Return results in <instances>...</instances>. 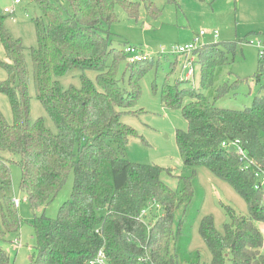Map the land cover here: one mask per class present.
<instances>
[{
	"label": "trees",
	"instance_id": "trees-1",
	"mask_svg": "<svg viewBox=\"0 0 264 264\" xmlns=\"http://www.w3.org/2000/svg\"><path fill=\"white\" fill-rule=\"evenodd\" d=\"M32 1L44 15L35 19L38 44L31 49L36 90L57 132L43 118L32 116L25 46L5 26L7 16L0 9V40L10 59H0L8 74L0 80V92L8 96L13 114L10 121L0 109V192L5 215L0 241L7 232L18 233L22 222L15 201L8 197L11 165L17 162L22 170L21 187L33 209L52 202L74 172L71 198L63 203L58 216L35 215L31 220L38 252L32 264H89L100 249L110 264H180L182 228L175 225V211L193 198V177L175 190L162 180L164 167L125 157L130 140L139 134L123 116L138 114L140 82L151 61L135 62L139 67L126 80L119 73V64L127 59L125 46L114 44L110 27L118 21V4L137 19L141 2ZM145 1L150 14H160L153 2ZM244 39L198 47L194 54L201 65L199 89L169 82L161 88L163 105L180 109L188 122L186 130L176 132L184 165L207 166L231 184L249 208L248 217L236 218L233 212V221L224 232L215 228L211 216L203 218L200 232L212 253L211 264L227 260L264 264V236L257 224L264 222V191L255 189L256 171H264V84L252 104L242 109L216 105L228 85L219 87L214 98L204 92L214 86L217 68L230 62V54ZM132 64L128 62V67ZM72 69L93 70L96 77L93 80L83 74L80 86L65 88L59 78ZM263 74L264 56L260 55L255 78ZM236 139L248 158H253L248 168L237 147L222 145ZM154 202L161 205L162 212L150 227L141 214ZM0 264H12L1 244Z\"/></svg>",
	"mask_w": 264,
	"mask_h": 264
},
{
	"label": "rangeland",
	"instance_id": "rangeland-1",
	"mask_svg": "<svg viewBox=\"0 0 264 264\" xmlns=\"http://www.w3.org/2000/svg\"><path fill=\"white\" fill-rule=\"evenodd\" d=\"M14 1L0 0V9L7 16L5 26L14 37L20 38L25 46L32 116L34 119L43 118L44 124L53 132H57L54 121L38 98L31 54L32 47L38 44L35 19H43L44 15L41 8L32 0H22L20 3ZM133 1L141 2L139 17L137 19L130 17L118 4L116 6L118 21L110 27L111 37L116 46H136L142 53L151 57L150 66L140 82L141 96L136 106L139 112L136 115L123 116L124 121L135 127L139 134L130 140L125 157L136 163L164 167L166 170L162 172V180L175 190L182 189L184 180L193 177V198L183 201L175 211V225L182 228L178 240L179 263L211 264L212 253L200 232L203 218L211 216L215 228L224 232L225 226L233 221V212L236 218L248 217L249 208L239 192L207 166L200 165L193 168L184 165L176 132L178 129L186 130L188 122L180 109L163 105L161 88L165 82L179 83L180 87L188 85L192 89L201 87V65L197 62L198 56L194 54L199 48L189 54V58L194 60L195 71L189 79L186 76L189 69L186 54L174 53L173 48L191 42L196 34L206 30L207 33L201 40L202 44L245 39L237 50L230 54V62L217 68L214 86L204 92L214 98L219 87L228 85L230 88L226 94L217 99L218 107L242 109L251 105L264 84V74L260 79L255 78L259 67V56H264V0H176L175 2L148 0L161 10L157 16L150 14L145 0ZM9 6H13L14 11L5 13L4 8ZM213 30L218 31L217 37L213 36ZM0 59L10 61L1 40ZM128 62L124 59L119 64V73L126 80L139 67L137 63L128 67ZM83 74L93 80L96 77V72L93 70L72 69L59 80L65 88L71 85L80 86ZM7 76V71L0 65V80H5ZM0 109L6 118L12 121L9 98L2 92H0ZM14 159L17 161L19 157L14 156ZM11 169V188L8 197L10 200H19L15 210L22 218V222L19 232H7L6 239L0 241V244L9 252L12 264H32L38 252L36 231L31 220L35 215L45 214L48 218L58 216L63 203L71 198L74 172L69 174L65 185L52 202L44 208L33 209L21 187L20 165L12 162ZM262 182L264 187V179ZM262 197L264 202V196ZM3 201L0 192V224H3L5 217L2 209ZM161 209L159 203L152 204L142 211L141 218L151 227L160 219ZM257 224L264 236V222ZM225 264H233V262L227 260Z\"/></svg>",
	"mask_w": 264,
	"mask_h": 264
},
{
	"label": "built area",
	"instance_id": "built-area-1",
	"mask_svg": "<svg viewBox=\"0 0 264 264\" xmlns=\"http://www.w3.org/2000/svg\"><path fill=\"white\" fill-rule=\"evenodd\" d=\"M22 0H15L14 3H20ZM14 11L13 6L5 7L4 12L5 13H11ZM207 31L206 30H201L200 33L196 34L193 38V40L189 43H186L185 45H177L173 48V52H179V53H184L186 54L187 62L189 65L188 73H187V78H191L192 75H194V60L189 58V54L193 52L194 49L198 48L199 45H201V40L204 38L206 35ZM213 36L217 37L218 36V31L213 30L212 31ZM251 43H254L253 41H250ZM125 52L127 54V60L131 63L135 62H142V61H147L151 60V57L145 53H142L140 49L136 46L132 45H127L125 47ZM222 145L224 147H234L236 149L237 147V152L242 156L243 159H246L247 165L245 168H248L250 164L253 163V158L249 159L248 155L246 153V150L241 146V141L239 139L236 140H229V141H223ZM264 171L262 170H257L256 171V177H257V182L255 183V189L260 190L262 189L264 191L263 187V179H264ZM261 176V177H260ZM15 204L17 205L19 203L18 199H15ZM99 231V230H97ZM89 264H110L109 261L107 260L106 253L103 249H100L97 253V255L90 260Z\"/></svg>",
	"mask_w": 264,
	"mask_h": 264
},
{
	"label": "water",
	"instance_id": "water-1",
	"mask_svg": "<svg viewBox=\"0 0 264 264\" xmlns=\"http://www.w3.org/2000/svg\"><path fill=\"white\" fill-rule=\"evenodd\" d=\"M231 149H234V147H231Z\"/></svg>",
	"mask_w": 264,
	"mask_h": 264
}]
</instances>
